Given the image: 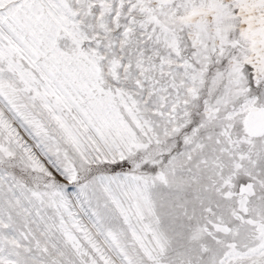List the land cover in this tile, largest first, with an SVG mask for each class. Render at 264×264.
I'll return each mask as SVG.
<instances>
[{
    "label": "snow or ice",
    "instance_id": "obj_1",
    "mask_svg": "<svg viewBox=\"0 0 264 264\" xmlns=\"http://www.w3.org/2000/svg\"><path fill=\"white\" fill-rule=\"evenodd\" d=\"M0 264H264V0H0Z\"/></svg>",
    "mask_w": 264,
    "mask_h": 264
}]
</instances>
